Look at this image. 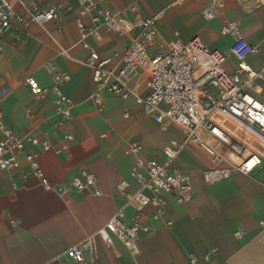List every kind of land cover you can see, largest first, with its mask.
<instances>
[{"label":"crops","instance_id":"crops-1","mask_svg":"<svg viewBox=\"0 0 264 264\" xmlns=\"http://www.w3.org/2000/svg\"><path fill=\"white\" fill-rule=\"evenodd\" d=\"M34 1L42 7H65L59 21L44 26L16 24L0 39V111L6 125L20 135L36 131L42 136V131L48 130L60 146L71 134L73 140L63 153H42V168L53 183L61 185H67L82 169L89 170L96 175L102 195L70 191L60 196L45 190L35 178L22 182L19 176L16 181L23 184L14 189L11 175L0 169V264H43L97 231L125 201L117 185L130 177L135 159L125 153L130 142H140L144 156L158 158L169 138L182 137L176 129L162 131L133 99L105 93L104 108L99 111L91 100L97 85L93 70L86 64L89 52L79 43L75 14L66 9H77L79 0ZM224 1L221 15L212 20L202 16L208 0H110L106 4L120 11L136 3L145 17H155L157 52L176 39L187 43L195 37L213 50L228 51L233 39L222 36L220 28L224 20L233 21L250 43L259 45V53L249 62L261 69L264 6L257 7L255 0ZM134 33L89 41L101 57H108L129 45ZM48 63L70 76L62 90L75 108L73 119L65 127L58 126L54 116V95L35 96L25 84L32 76L42 86H51ZM234 67L230 56L229 68ZM147 72L133 84L143 95L148 93ZM257 84L256 95L264 101V80ZM187 149L176 167L190 175L193 200L179 204L171 196L165 218L149 220L153 229L140 234L136 255L119 240L109 246L97 239L96 264H264V168L253 176L236 174L208 185L203 179L211 164L208 155L195 146ZM169 219L173 224L168 227L164 221ZM239 231L243 232L241 238ZM213 248L217 254L204 261L202 256ZM192 258L197 262L192 263Z\"/></svg>","mask_w":264,"mask_h":264},{"label":"built area","instance_id":"built-area-1","mask_svg":"<svg viewBox=\"0 0 264 264\" xmlns=\"http://www.w3.org/2000/svg\"><path fill=\"white\" fill-rule=\"evenodd\" d=\"M109 1L79 0L77 9L66 7L69 13L75 14L79 43L89 52L86 64L93 70L97 85L91 100L102 111L105 93L124 100L133 99L162 131L175 127L182 132V137L169 138L158 158L144 156L143 145L130 142L125 150L135 158L130 177L117 185L124 203L97 231L43 264H96L99 238L109 246L119 240L136 255L140 234L153 229L149 220L165 218L171 196L179 204L193 200L190 175L176 167L177 159L187 148L195 146L208 155L211 164L203 173L208 185L236 174L253 176L264 168V101L256 95L257 81L264 80V66L256 69L249 62L250 57L259 53V45L250 43L237 23L224 20L220 34L233 39L228 51L213 50L195 37L187 43L176 39L157 52L154 50L158 38L156 18L145 17L136 3L116 11L106 4ZM255 1L257 7L264 6V0ZM224 5V0H208L202 16L206 20L215 19L221 15ZM64 7L63 4L42 7L34 0H0V39L16 24L44 26L59 21ZM131 32H135L132 42L108 57H101L89 41L94 38L100 42L111 34ZM0 52H3L2 46ZM230 56L235 60L234 70L229 68ZM46 68L52 75L51 86H42L32 76L25 79V84L35 96L54 95V116L58 126L65 127L73 119L75 108L72 99L62 90L70 76L50 63ZM145 72L149 75L148 93L143 95L133 84ZM0 132V169L11 175L14 189L23 184L16 181L19 176L22 182L35 178L45 190L60 196L70 191L102 195L96 175L89 170L82 169L67 185H61L53 183L42 168V153H63L73 140L71 134L65 136L60 146L54 143L48 130H43L42 136L36 131L20 135L6 125L2 111ZM164 222L168 227L173 224L171 219ZM261 225L264 227V222ZM242 234L238 232L240 238ZM261 239L264 242V233ZM217 252L213 248L202 259L209 261ZM191 262H197V258Z\"/></svg>","mask_w":264,"mask_h":264},{"label":"rangeland","instance_id":"rangeland-1","mask_svg":"<svg viewBox=\"0 0 264 264\" xmlns=\"http://www.w3.org/2000/svg\"><path fill=\"white\" fill-rule=\"evenodd\" d=\"M116 105L118 106V104H116ZM172 129H176V133L178 134V136L181 134V132H180V130L178 128L173 127V128H171V131H172ZM188 151L189 150L187 149L184 152H188Z\"/></svg>","mask_w":264,"mask_h":264}]
</instances>
